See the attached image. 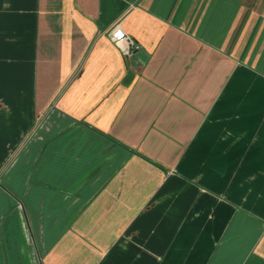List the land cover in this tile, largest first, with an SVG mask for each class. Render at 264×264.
<instances>
[{
  "label": "crops",
  "instance_id": "crops-1",
  "mask_svg": "<svg viewBox=\"0 0 264 264\" xmlns=\"http://www.w3.org/2000/svg\"><path fill=\"white\" fill-rule=\"evenodd\" d=\"M0 264H264V0H0Z\"/></svg>",
  "mask_w": 264,
  "mask_h": 264
},
{
  "label": "built area",
  "instance_id": "built-area-1",
  "mask_svg": "<svg viewBox=\"0 0 264 264\" xmlns=\"http://www.w3.org/2000/svg\"><path fill=\"white\" fill-rule=\"evenodd\" d=\"M115 43L125 55L133 54L141 47L140 44L133 37L127 34L119 35L116 38Z\"/></svg>",
  "mask_w": 264,
  "mask_h": 264
}]
</instances>
